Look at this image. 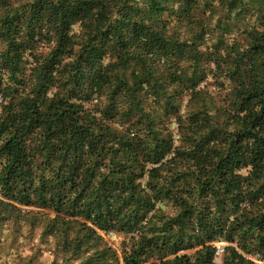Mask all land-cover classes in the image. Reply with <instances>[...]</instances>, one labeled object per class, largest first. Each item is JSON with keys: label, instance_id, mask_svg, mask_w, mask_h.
<instances>
[{"label": "trees", "instance_id": "1", "mask_svg": "<svg viewBox=\"0 0 264 264\" xmlns=\"http://www.w3.org/2000/svg\"><path fill=\"white\" fill-rule=\"evenodd\" d=\"M215 1L0 0V218L51 264H264V0Z\"/></svg>", "mask_w": 264, "mask_h": 264}, {"label": "rangeland", "instance_id": "2", "mask_svg": "<svg viewBox=\"0 0 264 264\" xmlns=\"http://www.w3.org/2000/svg\"><path fill=\"white\" fill-rule=\"evenodd\" d=\"M219 5L218 0L214 2ZM256 16L248 17L247 24L255 22ZM183 22V19H180ZM243 27L247 25L239 21ZM76 31L80 30L79 24L75 27ZM185 28H180L178 23L174 22L170 26L169 33H175L184 31ZM186 32V31H184ZM207 45L203 48H209L212 45V40H208ZM209 70H214V64L207 63ZM209 83H215L213 74H210L207 81L202 83L206 85ZM210 88H214L212 85ZM187 98V94L184 95ZM90 106L91 103H86ZM177 127V123L173 121L172 129ZM23 208L22 215L11 219L0 218V264H51L52 260L55 259V239L51 237H43V228L39 224L41 214L48 213L50 211L38 208V207H25ZM30 211V213H28ZM51 216H55V213L50 212ZM35 219L37 221L35 222ZM107 242L110 245L117 248L120 252V244L123 241V237L117 234L106 235L102 233Z\"/></svg>", "mask_w": 264, "mask_h": 264}, {"label": "built area", "instance_id": "3", "mask_svg": "<svg viewBox=\"0 0 264 264\" xmlns=\"http://www.w3.org/2000/svg\"><path fill=\"white\" fill-rule=\"evenodd\" d=\"M222 245L223 244L218 245V250H217L218 253H221L223 251Z\"/></svg>", "mask_w": 264, "mask_h": 264}]
</instances>
